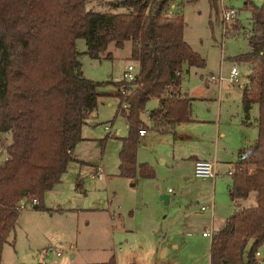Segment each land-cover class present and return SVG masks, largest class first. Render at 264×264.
<instances>
[{
	"label": "trees",
	"instance_id": "obj_1",
	"mask_svg": "<svg viewBox=\"0 0 264 264\" xmlns=\"http://www.w3.org/2000/svg\"><path fill=\"white\" fill-rule=\"evenodd\" d=\"M88 1L0 0V134H11L0 163V263L16 228L18 205L34 198L35 208L44 209V194L76 160L82 127L98 106L97 89L109 83L84 77L76 39L85 40L86 54L93 59L111 58L105 53L111 43L121 48L130 41V60L139 65L141 84L117 94L128 125L121 138L119 176H155L152 166L136 160L138 129L148 128L141 114L151 99L159 101L149 111V129L165 133L191 119L190 100L179 92L181 77L192 66L203 68L205 60L185 41L182 14H171L174 0L98 1L118 12L88 8ZM209 5L218 16V1L209 0ZM242 8L251 21L245 33L250 50L233 60L253 64L241 105L246 112L257 105L258 136L235 162L245 169L231 176L228 188L238 206L213 230L209 264H264L255 258L264 244V2L243 0ZM239 27L236 20L227 30L237 33ZM249 240L253 243L244 258ZM97 264L116 263L111 256Z\"/></svg>",
	"mask_w": 264,
	"mask_h": 264
},
{
	"label": "rangeland",
	"instance_id": "obj_2",
	"mask_svg": "<svg viewBox=\"0 0 264 264\" xmlns=\"http://www.w3.org/2000/svg\"><path fill=\"white\" fill-rule=\"evenodd\" d=\"M217 1L218 16L209 0H174L170 11L173 15L182 14L184 39L205 60L203 68L192 66L181 77V86L189 90V96H195L191 99L193 118L208 117V106L213 108L214 115L235 114L240 108V84L247 81L251 72L247 63L233 60L250 50L245 33L250 32L251 21L248 11L242 8L243 0ZM251 1L255 5L264 2ZM222 6L237 11L235 17L227 21L228 28L238 21L237 33L227 30L223 35ZM87 7L100 12L120 11L99 5L98 0H89ZM75 45L84 77L109 82L98 88L101 95L97 111L82 127V137L87 139L75 146V153L83 163L68 164L61 181L44 194V209L34 208L29 200L21 202L25 208L20 210L15 231L3 246L0 264H97L111 255L117 264H208L210 237H203L202 232L211 230L210 219L207 213L199 212V207L206 202L196 205L190 200L182 202L178 196L185 184L186 163L164 165L159 182L154 179L144 182L138 173L134 178L118 174L121 138L127 136L128 129L125 117L115 115L118 100L111 94L120 89L122 85L117 83L123 81L127 65L134 61L130 60L131 42L125 41L121 48L111 43L105 53L112 57L100 59L86 54L83 38L76 39ZM233 64L238 70V84L223 81L219 93L216 84L206 82L207 74L227 77ZM155 106L156 99H151L141 114L142 121L149 127L152 123L148 114ZM253 106L251 114L256 116L257 105ZM105 125L111 126L110 135ZM185 126L192 132L202 127L196 122L183 124ZM148 131L147 145L144 147L140 143L145 155L148 150L155 152L166 148L172 151L175 148L171 146L176 142L171 135ZM10 142L9 132L0 134V163L6 158L5 145ZM142 158L140 155L139 160ZM97 165L104 169L101 178L94 177ZM154 182L161 192L153 202L156 205L135 206L141 203L144 183ZM163 192L175 201L160 207ZM159 225L161 230L166 228L160 237L163 242L153 230ZM172 243L178 247H173ZM252 243V240L247 243L244 258ZM158 248L160 253H157ZM257 251L258 261L264 262V244ZM53 252L61 254L54 256Z\"/></svg>",
	"mask_w": 264,
	"mask_h": 264
},
{
	"label": "crops",
	"instance_id": "obj_3",
	"mask_svg": "<svg viewBox=\"0 0 264 264\" xmlns=\"http://www.w3.org/2000/svg\"><path fill=\"white\" fill-rule=\"evenodd\" d=\"M105 1H109V0H105ZM245 63H247L248 66H250L251 69L250 74H251L253 70V64L250 62H245ZM250 74L247 75V81L245 83L240 84V100H239L240 108H238V111H236L235 114L228 112L225 114V117H222L220 113L214 115L213 108L211 106H208L209 108L208 111L210 113L208 117L199 118V116H196L195 118H193L191 113L190 121L182 122L175 125L172 131L165 132L164 134L154 131L157 134L158 133L163 135L169 134L173 137L174 141L176 142L171 143V146L175 147L172 151H169L166 148H163L161 151H155V152L148 150L147 154L145 155V152L141 149L142 146L140 145V143L142 142L144 147L147 145L146 140H148V133H149L148 130H150L149 126L148 128H145L147 130L146 135L143 137H139V144L136 153L137 164L139 165L141 163H147L148 165L152 166V168L154 167L156 171L155 176L153 178L150 179L140 178V179L144 180V182H148V181L152 182V179H154L155 182L156 181L159 182L160 174L163 173L162 168L164 165L171 164V166H173V164L176 165L178 163H186L188 167V171L185 174V184L184 183L182 184L181 186L182 190L178 193V196H180L182 202L190 200L196 205H198L201 201L206 202L205 205H201L199 207V212L207 213L210 219V227L212 231L218 228L224 222V220L234 212L233 209L234 201L231 198L228 190L229 186L231 185L232 179L230 175L226 174V172L232 167V165L235 164L236 161H238L241 150L246 146L255 144L258 136L257 115L255 116V114H251V112L255 108L253 106L254 104L247 112L242 109V105H241L242 92L245 88L246 89L249 88ZM188 91L189 90L186 89V87L181 86L179 88L180 94L186 96L190 100V105H191V99H194L193 97L195 96H189L190 93H188ZM118 92L119 89L114 94H111L117 100H118V96H117ZM218 92L220 93V87H218ZM224 96L225 97L227 96L226 92L224 93ZM153 99H156L158 106L159 99L158 98H153ZM157 106H155V108ZM96 111L97 108L91 112L90 114L91 118ZM118 114H120V112L117 103L115 108V115ZM189 122H196L197 124H200V126L202 127L201 129L199 128V130L196 129L195 132H192L191 130L187 129L186 126L183 127V124ZM126 127L128 129L127 122H126ZM105 130L107 131L108 135L112 133L111 126L109 125H105ZM86 139L87 138L83 136L81 141ZM74 155L76 160L72 162L83 163L77 157L75 153V148H74ZM140 155L143 157L142 160H139ZM202 158H211L216 161L214 177L207 179H199L194 176L193 174L194 161ZM103 171H104L103 167L97 165L94 177L98 178L99 173L102 176ZM78 182L80 184V181ZM155 182L144 183L143 197L140 200L141 203L135 204V206L141 207L142 205H156L153 202H155V200H158V195L161 192L158 188V185H156ZM251 199L252 198L248 200L249 203L252 202ZM160 200H161V204H158V206L160 207L167 206L175 201V199H172V197L166 192L162 193ZM203 206L206 207L204 210L202 209ZM165 229L161 230L160 225L153 227V230L158 232L157 236L159 237L160 242H163L162 241L163 238L160 237L164 235L163 233ZM203 237L207 238L208 236H203ZM172 245L173 247H178V244L172 243ZM209 247H210V238H209V246H208V258H209ZM158 252H159V248L157 249V253ZM162 253L165 254V251H163ZM111 256L114 257V255ZM130 264H136V263L132 262Z\"/></svg>",
	"mask_w": 264,
	"mask_h": 264
},
{
	"label": "built area",
	"instance_id": "obj_4",
	"mask_svg": "<svg viewBox=\"0 0 264 264\" xmlns=\"http://www.w3.org/2000/svg\"><path fill=\"white\" fill-rule=\"evenodd\" d=\"M222 1L223 0H220L221 3ZM235 15H236V11L234 8H228V7L222 6L223 35H226V32H227V27H228L227 21L233 19ZM205 80L207 83L216 84L218 87L221 86V83L223 81H227L229 84L235 85L239 83V74H238V70L236 66L233 64L230 67L227 77H223L221 74H219L218 76H215L213 74H207L205 75ZM123 81H124V84L120 87L118 93H124L125 88H131L134 90L141 84V77L139 75V65L136 62L131 61V63L127 65L123 73ZM122 107L126 108L127 104L123 102ZM146 133H147V130L145 128L138 129L139 137L145 136ZM215 165H216V161L214 159H211V158L197 159L196 161H194L193 174L196 178H199V179L212 178L215 175ZM244 170H245L244 167L234 164L227 171V174L232 176L235 172L244 171ZM248 171H251V169H249ZM100 176L101 174L99 173L98 178H100ZM36 204H37L36 199L33 198L30 200V205L34 207ZM237 206H238L237 202H234V208H236ZM18 208L20 210L24 209L25 205L23 203H20L18 205ZM205 208L206 207L204 206L202 207L203 210ZM212 232H213L212 230L207 229L202 233V235L211 237ZM60 254H61L60 252H53L54 256H59ZM259 257H260V254L257 251L255 253V258L259 260L260 259Z\"/></svg>",
	"mask_w": 264,
	"mask_h": 264
},
{
	"label": "water",
	"instance_id": "obj_5",
	"mask_svg": "<svg viewBox=\"0 0 264 264\" xmlns=\"http://www.w3.org/2000/svg\"><path fill=\"white\" fill-rule=\"evenodd\" d=\"M35 208V207H34Z\"/></svg>",
	"mask_w": 264,
	"mask_h": 264
}]
</instances>
